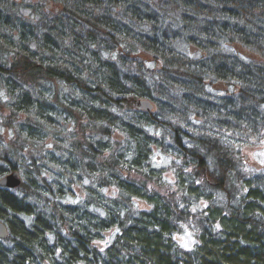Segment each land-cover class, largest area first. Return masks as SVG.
Wrapping results in <instances>:
<instances>
[{"label": "trees", "instance_id": "16d2710c", "mask_svg": "<svg viewBox=\"0 0 264 264\" xmlns=\"http://www.w3.org/2000/svg\"><path fill=\"white\" fill-rule=\"evenodd\" d=\"M48 2L0 0V264H264V0Z\"/></svg>", "mask_w": 264, "mask_h": 264}, {"label": "rangeland", "instance_id": "374dc122", "mask_svg": "<svg viewBox=\"0 0 264 264\" xmlns=\"http://www.w3.org/2000/svg\"><path fill=\"white\" fill-rule=\"evenodd\" d=\"M10 3L14 4L16 12L20 13V15L27 21L37 22L38 19L41 18L42 15H48L54 10H56L59 4L48 2L49 0H9ZM148 1V0H144ZM176 49L183 54H190L189 47L183 42H178L175 45ZM224 50L228 54H236L239 55L246 62L251 58L250 54H247L240 47L236 48L234 46H227ZM109 57V56H107ZM207 90L211 94H220L219 91L222 90V87H215L213 85L207 86ZM219 90V91H218ZM232 91V89H231ZM4 110L1 112V114ZM5 121L0 118V145L4 144V142H9L11 139H14V131L9 130L4 126ZM155 134V131H151ZM50 142V141H49ZM242 157L244 160V165L247 170L252 172L254 175H260L264 172V142L254 148V149H246L242 152ZM173 163V160L170 157H167L162 152L155 150L152 155V166L156 170H162L165 172L167 178L170 180L172 178V174L169 171ZM78 191V190H76ZM70 204H78L80 199L71 198L67 201ZM180 242L184 249H192V247L196 244V240L192 237L191 234H186L180 238Z\"/></svg>", "mask_w": 264, "mask_h": 264}, {"label": "water", "instance_id": "95a60500", "mask_svg": "<svg viewBox=\"0 0 264 264\" xmlns=\"http://www.w3.org/2000/svg\"><path fill=\"white\" fill-rule=\"evenodd\" d=\"M138 110L145 113H153L155 110L154 105L148 100H138L136 102ZM23 180L19 172H12L0 179V188L6 190H16L22 184ZM8 237L7 226L0 221V240H5Z\"/></svg>", "mask_w": 264, "mask_h": 264}, {"label": "snow or ice", "instance_id": "6c2138e0", "mask_svg": "<svg viewBox=\"0 0 264 264\" xmlns=\"http://www.w3.org/2000/svg\"><path fill=\"white\" fill-rule=\"evenodd\" d=\"M85 183H87V181H85Z\"/></svg>", "mask_w": 264, "mask_h": 264}]
</instances>
